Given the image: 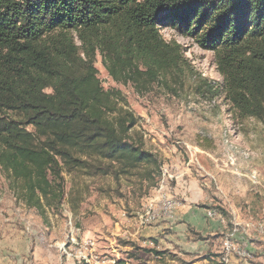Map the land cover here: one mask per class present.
Returning a JSON list of instances; mask_svg holds the SVG:
<instances>
[{
  "label": "trees",
  "instance_id": "1",
  "mask_svg": "<svg viewBox=\"0 0 264 264\" xmlns=\"http://www.w3.org/2000/svg\"><path fill=\"white\" fill-rule=\"evenodd\" d=\"M164 26L212 51L231 108L264 122V0H0V170L26 206L57 208L62 172L154 180L137 117L94 63L137 91L178 81L187 61Z\"/></svg>",
  "mask_w": 264,
  "mask_h": 264
},
{
  "label": "rangeland",
  "instance_id": "2",
  "mask_svg": "<svg viewBox=\"0 0 264 264\" xmlns=\"http://www.w3.org/2000/svg\"><path fill=\"white\" fill-rule=\"evenodd\" d=\"M160 34L165 41L178 42L187 61V69L178 81L167 76L146 91H137L130 82L112 80L99 54L94 63L101 85L120 90L126 107L137 117L131 134L141 140L143 149L157 156L159 168L154 180L62 172L61 204L46 208L41 215L16 196L9 178L0 170V264H36V246H49L75 264H91L90 255L86 249H79L72 232L75 239H82L77 233H86L98 211L110 220H116L120 212L131 217L153 190L166 197L164 190L182 169L189 171L188 177L204 189L205 208H216L214 216L226 220L227 227L236 217L243 230L245 222L254 221V227L264 221V122L241 117L231 108L212 51L202 49L172 26L162 27ZM202 79L213 89L201 85ZM186 177L180 175L182 180ZM159 200L142 207L136 216L138 226L148 225L149 221L139 223V214L156 212ZM159 218L148 219L152 220L150 225ZM69 220L71 226L67 229ZM225 253L222 248L221 259ZM228 254V262L233 255L241 257L233 251Z\"/></svg>",
  "mask_w": 264,
  "mask_h": 264
},
{
  "label": "crops",
  "instance_id": "3",
  "mask_svg": "<svg viewBox=\"0 0 264 264\" xmlns=\"http://www.w3.org/2000/svg\"><path fill=\"white\" fill-rule=\"evenodd\" d=\"M180 175L187 177L182 180ZM175 176V182L164 190L166 197L164 194L159 196L158 192L153 190L150 196L147 195L142 199L140 206L135 208L131 217L120 212L116 220H110L102 211H98L99 215L94 213L86 233L82 235L79 230L77 236L92 240L95 254L100 258L110 259L114 264L222 263V242L231 228V223L229 228L226 220L219 215L214 217L207 215L204 189L188 177L189 171L182 169ZM159 198L175 200L173 212L168 217L159 218L150 226H138L136 216L142 207L151 200L156 203ZM160 210L161 204L156 212ZM150 212L146 210L139 214L140 224ZM234 221H238L237 217ZM254 223V221L245 222L243 226L250 225V227L241 235V238L246 240L252 257L242 259L233 255L228 264H264V233L256 232ZM70 226L69 220L67 229H70ZM35 251L34 253L38 254L36 264H75L71 259L65 260L60 253L57 254L49 246H36Z\"/></svg>",
  "mask_w": 264,
  "mask_h": 264
},
{
  "label": "built area",
  "instance_id": "4",
  "mask_svg": "<svg viewBox=\"0 0 264 264\" xmlns=\"http://www.w3.org/2000/svg\"><path fill=\"white\" fill-rule=\"evenodd\" d=\"M166 171H163V173ZM161 204V218L168 217V213H172L176 204L175 200H160ZM217 213L216 208H208L207 215H212L214 217V214ZM150 226V220L148 222V225ZM248 227H244V233H246ZM244 233H236L235 228L232 232V239H235L238 241V255H241L242 259H249L252 257L251 252L247 248L246 240L241 238V235ZM72 236H74V242H79V249H86L87 254L90 255L91 258V264H114L111 263L110 259L107 258H100L98 257L94 250L92 249L93 241L89 238H82V239H75V232H72Z\"/></svg>",
  "mask_w": 264,
  "mask_h": 264
},
{
  "label": "bare ground",
  "instance_id": "5",
  "mask_svg": "<svg viewBox=\"0 0 264 264\" xmlns=\"http://www.w3.org/2000/svg\"><path fill=\"white\" fill-rule=\"evenodd\" d=\"M170 214L171 213H168V216ZM160 215H161V210L159 212H150L145 219L141 220V223H143L144 221L145 222L149 221L148 219H153L156 216H160ZM210 216H212V215H210ZM150 221H152V220H150ZM246 227H250V225H247ZM234 228H235L236 233H243L244 232V230L241 228L240 223L235 222V221L232 222L231 229H230V231H229V233H228L227 237L225 238L223 245H222V248L226 251L225 256L221 259L223 263L228 262V259H229L228 252L233 251L236 254H238V243H236L235 239H232V232H233ZM254 229H255V231H257L259 233L264 232V221L257 222L254 225Z\"/></svg>",
  "mask_w": 264,
  "mask_h": 264
}]
</instances>
